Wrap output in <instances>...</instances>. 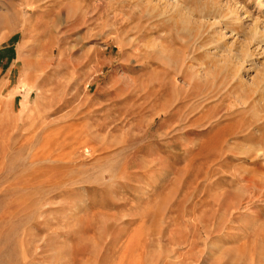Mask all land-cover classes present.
<instances>
[{"label": "rangeland", "instance_id": "374dc122", "mask_svg": "<svg viewBox=\"0 0 264 264\" xmlns=\"http://www.w3.org/2000/svg\"><path fill=\"white\" fill-rule=\"evenodd\" d=\"M0 264H264V0H0Z\"/></svg>", "mask_w": 264, "mask_h": 264}]
</instances>
